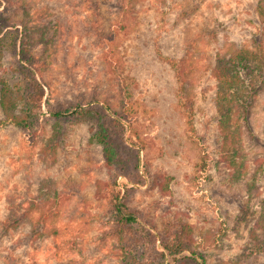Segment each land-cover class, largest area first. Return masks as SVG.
<instances>
[{
  "label": "rangeland",
  "instance_id": "374dc122",
  "mask_svg": "<svg viewBox=\"0 0 264 264\" xmlns=\"http://www.w3.org/2000/svg\"><path fill=\"white\" fill-rule=\"evenodd\" d=\"M133 4L126 29L122 8L132 9L130 0L2 4L12 31L1 34L8 32L2 49L23 23L34 27L31 56L46 92L34 132L0 125V264H166L163 245L179 230L201 264H264V94L248 124L233 122L240 143L226 145L210 72L225 42L264 40V0ZM183 56L192 125L168 61ZM2 63L13 75L14 54L5 50ZM70 105L118 121L120 143L130 149L126 167L108 171L84 122H64L56 154L44 152L51 112ZM116 194L140 224L119 221ZM11 216L19 226L5 233Z\"/></svg>",
  "mask_w": 264,
  "mask_h": 264
},
{
  "label": "trees",
  "instance_id": "16d2710c",
  "mask_svg": "<svg viewBox=\"0 0 264 264\" xmlns=\"http://www.w3.org/2000/svg\"><path fill=\"white\" fill-rule=\"evenodd\" d=\"M5 1L0 0V8ZM130 1L132 9L122 8V29H126L128 26V16L136 14L133 11V0ZM10 27V19L0 11V108L3 112L0 125L12 124L24 132L32 133L36 130L46 92L44 80L39 76L31 56V50L38 44L32 38L35 28H30L27 22L23 23L24 29L20 31L17 28L16 34L11 35V41L4 42L8 44V47L2 49L4 44L1 43L6 38L8 39V32L12 34ZM7 28L8 32L1 36ZM44 35L45 33L42 32L41 40ZM5 50L10 51L16 58L13 75L3 68L2 59ZM186 57L183 56L180 60L171 58L168 61L175 70L179 95L183 101L182 108L188 117L189 124L192 125L194 114L191 88L193 84L191 76L185 68ZM210 69L211 76L216 80L215 103L224 143L238 145L242 140V128L234 126L233 122L243 119L245 124H248L254 114L258 98L264 94V40H255L250 46L225 42L219 48ZM51 116L55 119L53 134L47 140L44 152H48L50 149L53 155L56 154V148L65 135V131L62 129L64 122H84L89 125V143L102 147L108 171L126 167V155L129 154L130 149L120 143V137L124 133L123 127L119 128L118 121L111 119L105 111L82 105L74 107L70 105L51 112ZM122 140L123 137L121 142ZM261 160L264 161V157ZM257 166L261 167L258 163ZM102 183V181H98L99 191H101ZM112 203L115 214L123 225L140 224L138 217L127 208L123 195L116 194ZM259 222L264 227V214L261 215ZM18 226L17 218L11 216L4 223L3 229L5 233H9ZM43 229H46V223ZM187 236V232L179 230L171 236L167 244L163 245L166 264H201V258L187 248L190 235ZM126 245L129 246L130 243ZM122 247L126 246L122 245Z\"/></svg>",
  "mask_w": 264,
  "mask_h": 264
}]
</instances>
